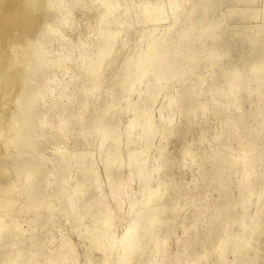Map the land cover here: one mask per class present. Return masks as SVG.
<instances>
[{"label": "bare ground", "instance_id": "6f19581e", "mask_svg": "<svg viewBox=\"0 0 264 264\" xmlns=\"http://www.w3.org/2000/svg\"><path fill=\"white\" fill-rule=\"evenodd\" d=\"M224 3H229L228 9L221 12L219 7ZM256 3L258 0H0V92L4 96L0 107V178L6 172L13 174L0 182V264H79L76 250L66 236L43 248L53 233L50 224L55 207H43L49 210L44 212L46 216L39 212L46 197L40 186L46 157L34 153V147L50 132V120L45 117L59 103L56 98L43 106L37 102L54 91L68 104L56 130L71 131L75 123L76 134L83 142L97 140L102 151L104 144L111 145L108 149L105 146V157L99 150L103 181L91 167L92 151L88 154L72 150V165L81 172V181H73L69 194L61 185L54 189L57 198L63 199L62 218L53 217L60 222L59 228L72 216L75 236L89 244L82 264H92L95 251L101 253L96 256L100 264H203L201 261L210 254L213 257L204 264H223L226 250L232 256L228 264H259L256 260L262 249L256 242L260 236L264 238V150L259 151L264 146V24L252 31L243 26L249 33L243 27L230 32L226 27L235 14H239L238 20H246L248 9ZM92 6L96 21L87 30L84 42L86 38L93 41L82 44L80 39L73 44L64 30L73 28L76 10L86 12ZM260 6L259 11L252 9L255 12L250 13L254 15L248 20L264 19V0ZM245 39L247 44L243 43ZM220 48L221 55L217 54ZM232 50H236L237 57L230 65H224ZM203 69H207L206 73ZM206 79L211 82L203 87ZM187 81V86L174 90L176 83L184 85ZM14 87L19 90L12 98L8 94ZM205 88L213 97H221L222 103L202 101L195 111L194 98L202 95ZM158 101L163 104L155 108L159 116V124H155L151 109ZM244 101L249 103L247 110L243 109ZM209 102L219 104L217 112L226 117L220 122L221 133L214 136L216 142L198 157L201 179L216 186L218 192L205 233V238L211 239L199 253L196 247H190L198 240L199 234L194 232L169 251L168 241L180 238L177 229L182 233L195 231L202 208L194 206L189 212V208H180L181 202L186 203L197 194L193 189L184 195L176 193L181 190V183L176 178L179 175L170 172L177 164L170 170L165 164L167 143L158 151L156 148V155L152 148L156 138L157 145H163L162 139L176 134L170 124L174 121L170 117L173 109L179 116L191 111L194 118L196 114L207 116ZM9 103L15 104L11 113L5 108ZM125 114L129 116L123 118L119 127L122 121L117 120ZM253 121L255 125L251 124ZM119 134L124 137L122 143ZM231 145L237 150L230 154ZM58 147L55 151L63 183L69 178L65 173L71 159L67 156L69 151ZM120 147L125 154H120ZM193 150L183 151V158H192ZM149 152L155 156L149 158ZM208 160L210 168L205 170L202 163ZM162 166H166L165 172ZM160 170L163 178L158 176ZM233 176L239 194L237 206L242 209L237 219L227 212L229 197L222 198ZM133 181L138 184L135 192L129 187ZM103 186L107 187V197L114 208L104 202ZM207 186L204 190L209 189ZM65 193L68 195L64 197ZM253 195L258 197L252 216L247 211ZM126 202L127 207L123 208ZM37 210L39 214L34 213ZM26 212L32 216L29 228L39 226L43 231L40 243L32 233L25 236L17 222ZM234 223L237 230L231 233ZM57 224L52 230L58 229ZM25 239L28 247H18ZM25 252L26 260L18 261Z\"/></svg>", "mask_w": 264, "mask_h": 264}, {"label": "rangeland", "instance_id": "374dc122", "mask_svg": "<svg viewBox=\"0 0 264 264\" xmlns=\"http://www.w3.org/2000/svg\"><path fill=\"white\" fill-rule=\"evenodd\" d=\"M226 4H229V3H224V4H222L220 7H219V10L221 11V12H225L227 9H228V5H226ZM261 0H258V3H256V5L254 6V7H252L251 9H250V11H249V9H248V11H249V14H248V11H247V19L245 20H238V15H236V17H235V15L233 16V18H230L228 21H227V24H226V27H227V30L230 32V31H232V29H235V28H241V27H243V26H247V28L250 30V31H252L251 29H253L254 27L256 28L257 26H261L262 24H264V22H263V20H261V19H259V20H257V21H255V19H250V20H248V18H250V17H248V16H250L251 15V17H253V15L254 14H251V13H253V12H255V11H259L260 9H261ZM244 6V5H243ZM92 9H90L89 11H86V12H82V11H80V10H76L75 11V17H74V21H73V28L72 29H65L64 31H66V35H68L69 36V39L72 41V43L73 44H76V43H78L79 42V40L81 39V41H83V43L82 44H84V43H86V44H90V41H93V39L92 38H86V42H84V39H85V34L87 33V30L90 28V26H91V28H92V25H95V21H96V18H95V15H96V12H95V8L92 6L91 7ZM242 7H238L237 9H241ZM244 8V7H243ZM245 8H248V7H245ZM252 9H254V10H252ZM251 12V13H250ZM255 21V22H254ZM250 25V26H249ZM256 25V26H255ZM252 26V28H250ZM245 27H243V28H245ZM247 28H245L247 31H248V33L250 32ZM237 43L239 42V41H236ZM247 42V40L245 39V41L243 42V43H246ZM236 43V44H237ZM235 44V45H236ZM239 44V43H238ZM247 44V43H246ZM222 52H223V48H220L218 51H217V54H219V55H221L222 54ZM126 55V54H125ZM237 57V54H236V50H232L231 52H230V54L224 59V61H223V64L224 65H230L232 62H234V60H235V58ZM206 62V61H205ZM118 63H119V60L117 61V62H115L114 63V65L112 66L113 68V70H115L116 68H117V66H118ZM3 65V61H0V67ZM223 66V65H222ZM55 70H58V71H60L61 70V68H55ZM207 69H203L202 70V72H205ZM17 70L15 69V70H13L12 71V73L13 72H16ZM74 70H72V71H70L71 72V74H72V72H73ZM74 73V72H73ZM206 73V72H205ZM58 74V73H57ZM70 73L66 76L67 78L71 75ZM214 79H216V78H214ZM189 80L190 81H192L193 80V77H190L189 78ZM210 82H211V80L210 79H206L205 81H204V83H203V87H208V85L210 84ZM188 83H189V81H187V83H184V85L182 84V83H176L175 85H174V90L175 89H182L183 87H185V86H187L188 85ZM18 90H19V87H14V88H12L11 89V91H10V93L8 94V95H10V97H12V98H14V97H16V94H17V92H18ZM263 90V89H262ZM171 91H173V90H171ZM204 93H202V95H196L195 96V98H194V101H193V106L195 107V111L197 110H199V107H198V105L202 102V101H210V100H215L217 103H222V99H221V97H219V96H215V97H213L211 94H209L208 92H207V89L205 88L204 89ZM4 92V91H3ZM102 92V94H104V92H103V90L101 91ZM2 91L0 92V107L2 106V104H4V101L2 100V97H4V96H2ZM5 94V93H4ZM78 94H79V92L77 93V96H78ZM7 95V96H8ZM53 95H54V97H53ZM106 96L104 95L102 98H103V100L104 101H106V98H105ZM53 98H56V99H58V106L54 109V110H51L50 112H48L47 113V115H46V117L45 118H47V119H49L50 121V129H49V133L48 134H46V136H43L42 138H40V140H38V142L36 143V145H35V147H34V153L36 152L38 155L39 154H42L43 155V158L44 157H46V158H44V164L46 165H44V167H43V169L41 170L42 172H41V174H42V182L40 183L41 185V188H42V190H45L44 192H46V197H45V199L43 200V202H42V204H41V207H40V209L41 210H39V212L41 213V211H42V215L41 216H43V213L44 212H48L49 213V210L48 209H44L48 204H53L54 205V209H55V212L57 213H55V212H53V217H55L56 218V216H57V220H60L61 218H62V212H63V199L61 200V199H58L57 198V191H54V189H56V187L57 186H59V185H61V186H63L64 187V189L68 192V194H69V192H70V190H71V187L70 186H72L73 187V185H74V182L75 181H81V172L78 170H76V169H74L75 167H74V165H72V159L70 158L71 156H73V154H74V152L75 151H83V152H85V151H87L88 152V154L92 151V153L93 154H89L90 156H92L93 155V157H92V159H93V161H92V164H93V166L91 165V167H92V169L95 171V169H96V172H97V176H98V178H99V180L101 181H103V176H102V172H103V167H100V166H102V164H101V160H102V158H101V156H99V154H100V151H101V154L100 155H103L102 154V152L104 151V150H106V148H105V146L107 147V149L111 146L110 144H104V149H103V151L102 150H100L98 147H97V145H98V142H97V140H92L91 141V139H89L88 141L87 140H85L84 142L81 140V138L80 137H78L77 136V128H78V126L74 123L73 125V128L71 129V131H60V130H56L57 128H56V126H57V124L60 122V120L63 118V114H62V112H63V110H64V108H66L67 106H68V104H67V102H65V101H63V98H60V96H59V94H58V92L57 91H54L53 93H51V94H46L45 95V97L42 99V100H40L39 102H37V105L38 106H43V105H45V104H47V103H49V102H51V100L53 99ZM161 98V97H160ZM133 100H134V98H132ZM163 102H165V100L166 99H161ZM159 101H160V99H159ZM156 102L154 105H153V107H152V109H151V111H152V113L154 114V119H156L157 120V117L159 118V116H157V114H158V112H156V110L157 109H155V108H158V104L159 103H161V102ZM11 102V101H10ZM103 102V101H102ZM163 103H161V105H162ZM219 104L218 105H216V106H214V105H212L210 102H209V104H208V106H207V109H206V115L207 116H201L200 114H196V118H194V115L192 116V111L191 112H187L186 114H183L182 116H179V114L176 112V110H174L173 109V113L170 111V113L169 114H171L170 115V117L172 116V118L174 119V121H173V119H172V123H170L173 127H175L174 129H176V134L175 135H170L169 134V138H167L166 136L168 135V133H167V135L165 136V138H167L166 140H163L162 139V144L163 145H157V142H158V140H157V138L155 139V142H154V145H153V148L152 149H155V152H154V150L152 151V149H150L155 155L157 154V151L159 150V148H162V147H164L165 146V144L167 143V148H165V154H166V163L165 164H167V167H169L168 169L170 170L171 168L170 167H172V166H174V165H176V166H174L172 169H173V171H171L170 170V172L171 173H175V175H176V173H177V175H179V176H177L176 178H177V180H178V182H180L181 183V190L179 191V192H176L177 194H179V195H184V194H186V193H189V192H191V190L193 189V192H194V194H197L196 196H195V198L194 199H192V200H188L186 203L185 202H181L179 205H180V208H184V209H186V208H189V210H188V212L190 211V208H193L194 206H199V207H201L202 209H200L201 211H198V214H199V218H198V223L196 224V229H195V231L193 230V229H190V230H187V231H185V233H182V230L181 229H177V231H176V235L177 236H180V238L179 239H175L174 237L173 238H171L169 241H168V246H167V250H169V251H174V246H175V249L178 247V245L180 244V240H183L184 238H187V237H192L193 236V234H194V232H196V233H198L199 235L197 236V239L198 240H196L195 242H194V244L192 245V246H190V247H196L197 249H198V252L199 253H201L203 250H205L206 248V242L207 241H209L210 239H211V236H209V237H207V238H205V233H206V228L209 226L208 224H209V221H210V214H211V211H210V209H211V207L213 206V202H214V200H215V198H217L218 197V195H217V190H215V189H217L216 188V186H209L207 183H205V181L203 180V179H201V177H200V173H199V171H198V164H200V162H199V156L203 153V152H205L206 150H208V149H206V148H209L210 147V145H212V144H214L216 141L214 140L213 141V139H214V136L216 137L217 135H219V133H221V132H219L220 130H222V126L220 125L224 120H225V118L226 117H221L220 115H219V113L217 112L218 111V109H219ZM164 105H167V104H164ZM160 107V106H159ZM5 108H7V110H8V112L9 113H11V112H13L14 110H15V104H12V103H9V104H5ZM249 108V103L248 102H245L244 101V106H243V109H245V110H247ZM158 111V110H157ZM155 112V113H154ZM75 113H78V110H76V112ZM215 113V114H214ZM129 116V114H125L124 115V117L122 116L121 118V120H117V121H122V122H120L119 124H121L120 126H119V124H117L119 127H122V124H123V118H125V120L127 119V117ZM157 116V117H156ZM7 117V116H6ZM8 118V117H7ZM7 118H3V120H7ZM159 120V119H158ZM158 120L157 121H155V124H159V122H158ZM4 121V122H5ZM84 122L86 121V118H84V120H83ZM221 122V123H220ZM71 123H73V122H71ZM56 124V125H55ZM252 125H255V121H253L252 123H251ZM170 125V126H171ZM71 126V125H70ZM112 126H114V125H112ZM171 126V127H172ZM117 128V127H116ZM226 128H224L223 130H225ZM226 131H227V129H226ZM225 131V132H226ZM62 132V133H61ZM216 132V133H215ZM228 132V131H227ZM53 135V137H52V135ZM56 134H57V136H56ZM59 134V135H58ZM66 134V135H65ZM215 134V135H214ZM48 135V136H47ZM51 135V136H50ZM61 135V136H60ZM120 135V134H119ZM203 135V136H202ZM50 136V137H49ZM59 136V137H58ZM63 136V137H62ZM121 137H122V135H120ZM203 138L204 136V138L202 139V141H201V137ZM256 138H258V137H261V136H259V135H254ZM56 137H58V138H56ZM120 137V141H121V143L123 142V140H124V137H122L121 138ZM67 138V139H66ZM164 138V139H165ZM200 139V140H199ZM156 140H157V142H156ZM223 141H225V140H223ZM88 142V143H87ZM89 142H90V144H89ZM97 142V143H96ZM0 143H1V140H0ZM105 143V142H104ZM107 143H108V141H107ZM160 143V142H159ZM224 143V142H223ZM227 143H228V141H227ZM226 143V141H225V144H227ZM52 145H53V147H52ZM1 146V145H0ZM59 146V147H58ZM154 146H155V148H154ZM162 146V147H161ZM205 146H207V147H205ZM232 146V145H231ZM230 146V147H231ZM60 148V149H62V150H67V152H68V154H67V156L71 159L70 160V162H69V168H71V169H69L68 168V170H67V172L65 173V177H66V179L68 178V176H69V178H68V180H66V182L65 181H63V183H61V179H62V176H63V174L59 171V168H58V160H59V156H58V154H56V151H55V149L56 148ZM124 147V150H126L125 149V146H122V148ZM166 147V146H165ZM204 147H205V150H203L204 149ZM234 147V148H233ZM264 146H262V147H259V151H260V153H261V151L262 150H264V148H263ZM93 148V149H92ZM96 148V149H95ZM98 148V149H97ZM121 147H120V149L119 150H122V151H119L120 152V154H125V151L122 149ZM156 148H157V151H156ZM191 148V149H190ZM203 148V149H202ZM194 149V150H193ZM201 149H202V151H201ZM234 149H236V147L235 146H232L231 148H229V153L231 154V153H233L234 152ZM2 150V148L0 147V151ZM72 150H74V152L72 153ZM89 150V151H88ZM100 150V151H99ZM192 151L193 150V152H194V154H193V152L191 153V155L193 156L192 158H183V154L185 153V152H183V151ZM198 150V151H197ZM237 150V149H236ZM235 150V151H236ZM98 151V153H96ZM107 152H108V150H106ZM106 151H104V152H106ZM200 151H201V153H200ZM87 152H85V153H87ZM103 152V153H104ZM152 152H149V155H148V157L151 155V157H152ZM200 154H199V153ZM72 153V154H71ZM70 154V155H69ZM97 154H98V158H97ZM104 154H106V153H104ZM182 154V155H181ZM155 155H153V157L155 156ZM104 156V155H103ZM105 157V156H104ZM151 157H149V158H151ZM152 157V158H153ZM50 158V159H49ZM97 158V159H96ZM170 158H171V160H170ZM194 158V159H193ZM2 159H4L3 157H2ZM101 159V160H100ZM172 159H173V161H172ZM193 159V160H192ZM94 160H95V162H94ZM98 160H99V162L100 163H98ZM191 160H192V162H191ZM172 161V162H171ZM94 162V163H93ZM176 162V163H175ZM185 162H186V164H185ZM173 163H175V164H173ZM191 164L192 166L191 167H184V165H188V164ZM52 164V165H51ZM95 164V165H94ZM100 166H99V165ZM203 164V169H205V170H208V168H210V164H211V162H209V160L208 161H206V162H204V163H202ZM171 165V166H170ZM181 165V166H180ZM206 165V166H205ZM97 166H98V168H97ZM95 167V168H94ZM205 167V168H204ZM208 167V168H207ZM49 168H51V169H49ZM101 168V169H100ZM185 168V169H184ZM46 169V170H45ZM74 169V170H73ZM161 169H163V171L165 172L167 169H166V166H162V168ZM49 170V171H48ZM52 170V171H51ZM71 170V171H70ZM72 170L74 171V173L72 172ZM45 171L48 173H46V175H49L48 176V178H47V176H45ZM123 171H125V169H123ZM162 170H160L159 171V173H158V176H162V178L164 177V173H161V172H163ZM69 172V173H68ZM71 173H73V175H74V178L72 177L73 175L71 174ZM160 174H162V175H160ZM11 176V175H13V174H11V171L10 172H6V176L4 175V177L6 178L7 176ZM72 175V176H71ZM8 176V177H9ZM97 176H96V178H97ZM4 177H1L0 178V182H2V180H4ZM193 178H195L196 180L195 181H192V179ZM236 177H232V179L233 180H231L230 181V183L227 185V187H226V193L224 194V195H222V198L224 197V199L227 197H229L228 199H229V202L231 203V205H230V207H229V209H228V214H230L233 218H235V219H237L238 217H239V212H241L242 211V209L241 208H239L238 206H237V200H238V188L235 186V184H234V179H235ZM71 179V180H70ZM73 179V180H72ZM60 180V181H59ZM72 181V182H71ZM74 181V182H73ZM61 183V184H60ZM136 182L135 181H133V183L131 182L130 183V185H129V187H131L130 189L131 190H133L134 192L137 190V188H138V184L136 185L135 184ZM67 184V185H66ZM183 184V185H182ZM205 185L209 188V189H207V190H204V188H205ZM232 185V186H231ZM43 186V187H42ZM69 187V188H68ZM68 188V189H67ZM136 189V190H135ZM229 189V190H228ZM101 191L103 192V198L105 199H103L104 200V202L105 203H107L108 205H109V207H112V208H114V206L115 205H113V202H111V200H109V198L110 197H107L109 194H108V189H107V187H104L103 186V190H102V188H101ZM203 191H207L206 193H203ZM230 191V192H229ZM197 192V193H196ZM214 192V193H213ZM201 193H203V194H201ZM67 193H65L64 194V197L65 196H67L68 195ZM110 196V195H109ZM168 196V195H167ZM257 195H253L252 197H251V199H250V201H251V204H250V206L248 207V211H247V213L249 214V215H252L253 216V214H254V212H255V201H257V197H256ZM63 197V198H64ZM48 198V199H47ZM226 198V199H227ZM112 199V198H111ZM204 199V200H203ZM48 201V202H47ZM114 201V200H113ZM50 202V203H49ZM115 202V201H114ZM200 202H201V204H200ZM47 203V204H46ZM127 205V202L126 203H124V205H123V208H125V207H127L126 206ZM44 207V208H43ZM45 210V211H44ZM19 211V210H18ZM17 211V212H18ZM39 212H38V210L37 211H35L34 213H38L39 214ZM33 213V214H34ZM117 213H119V212H117ZM32 214V215H33ZM56 214V215H55ZM120 214V213H119ZM46 215H48L47 213H46ZM45 215V213H44V216H46ZM121 216H122V214H120ZM120 215H119V217H120ZM189 216H190V214H188ZM187 215V216H188ZM28 214H27V212H26V214H24V215H22L21 217H19L18 218V220H17V222L19 223V225H20V227H21V229H23V231L25 232V236H27V235H29L30 233H32V234H34V236H36V241L38 242V243H40L41 242V236L43 235V231H42V229H40V227L38 226V228L39 229H37V227L36 228H29V222L28 221H31V215L30 216H28ZM52 217V219H51V224H50V232H53L50 236H51V239H49V241L43 246V248H45L46 247V249L47 248H49L50 246H52L53 244H55V242H57L59 239H61V238H63V237H65V238H67L69 241H70V244L73 246V248L76 250V253H77V255H78V262H79V264H82L83 262H85V260H86V256H87V254H88V249H87V247L89 246V244H88V242L87 241H85L84 239H81V237L80 236H78L77 235V237L75 236L76 235V231H75V223H73V218H72V216H69L67 219H66V221L63 223V225L62 226H60V228H59V223H58V221H56V219H54ZM58 218H60V219H58ZM121 218V217H120ZM190 218V217H189ZM208 220V221H207ZM68 221H70V223L68 222ZM55 222H56V224H57V226H58V229L57 230H55V229H53L52 230V228H53V226H55ZM74 225H72V224ZM72 227H73V229H72ZM13 228V226L11 225L10 226V230ZM181 230V231H180ZM237 230V225H236V223H234V225H233V227L231 228V233H233V232H235ZM119 231V232H118ZM120 231H121V229L119 230L118 228H117V233H120ZM56 233V234H55ZM65 233V234H64ZM77 239H76V238ZM81 239V241H79L80 239ZM84 238V237H83ZM205 238V239H204ZM79 239V240H78ZM78 240V241H77ZM263 240H264V238L263 237H261L260 236V238L258 239V242H256V245H258L259 247H261V252L259 253V255L257 256L258 258H257V262L259 263V264H263V259H264V245H263ZM78 243H77V242ZM262 241V242H261ZM83 242V244H81ZM175 242V243H174ZM27 243H28V240H23V241H21V242H19V244H18V247H20V248H23V247H28L27 246ZM77 243V244H76ZM86 243V244H85ZM78 244H79V246H78ZM81 244V245H80ZM38 246V245H37ZM85 246V247H84ZM36 248H38V247H36ZM226 252L227 253H223L222 255V258L225 260V262H223V264H228V262L229 261H231L232 260V256L230 255V253L226 250ZM94 255V261L92 262V264H100V261L98 260V261H96L97 259H98V257L100 256V252L98 251H95L94 253H93ZM98 255V257H96ZM28 257V252L26 253H24L23 255H21L19 258H18V261H24V260H26V258ZM213 257V255L212 254H210L209 255V257L208 258H206V259H204L203 261H201V263H207L211 258ZM261 257V258H260ZM97 258V259H96ZM148 258H150V255H149V257ZM84 259V260H83ZM226 260H227V262H226ZM97 262V263H96ZM18 264H20V262L18 263ZM220 264H222V261L220 262Z\"/></svg>", "mask_w": 264, "mask_h": 264}]
</instances>
